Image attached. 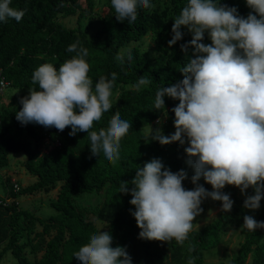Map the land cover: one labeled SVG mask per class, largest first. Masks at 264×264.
<instances>
[{
	"label": "trees",
	"instance_id": "1",
	"mask_svg": "<svg viewBox=\"0 0 264 264\" xmlns=\"http://www.w3.org/2000/svg\"><path fill=\"white\" fill-rule=\"evenodd\" d=\"M86 2L87 6L83 7L81 0H11L10 6L23 10L24 16L19 22L13 18L0 22V68L9 86L26 90L29 94V88H38L31 80L34 70L43 63H51L58 68L75 55L67 51L68 46L79 42L78 47L88 49L85 59L90 66L88 76L93 81V87L101 76L111 79V73L117 74L110 98L113 107L104 113L93 130L106 128L116 111L120 112L122 119L131 123V128L121 140L120 159L113 165L102 152L98 156L91 154L87 133L77 132L70 136V127L61 132L39 124H21L16 119V111L22 107L20 100L12 99L4 104L0 97V169L10 166L12 154L24 153L26 159L23 166L37 180L23 188L22 192L49 191L60 185L57 199L52 202L58 211L46 220L27 209H20L17 205L18 193L13 186L10 188V204L0 205V248L7 241L0 256L11 251L16 260L14 264H81L74 253L99 229L81 214L73 197L96 192L105 197L98 210V218L110 225L108 232L113 237L112 246H118L120 240L132 264H188L189 258H193L194 264H207L206 253L217 247L233 229L241 230V240L229 264H246L250 256L252 264H264V228L254 232L241 228L243 217L252 211H255L257 221H264V198L259 209L252 210L243 206L247 197L239 198L223 189V193L233 195L232 209L228 212L221 209L209 225L199 231H191L183 245L174 239L161 242L139 238L141 229L131 214L135 210L129 203L131 195L119 192L120 184L131 181L136 169L158 158L172 172L181 169L187 172L183 181L185 189L196 187L191 182L194 171L186 163L188 157L184 149L188 146L187 142L183 145L178 141L161 145L142 130L166 113L175 118L171 109L178 104V100L165 96V108L158 110L154 108V101L158 89L183 79L180 70L192 55L191 48L185 54L180 47L192 39L186 27L181 28V40L171 46L168 44L173 35V19L180 14L187 0H149L153 5L151 8L138 4L137 19L131 25L127 20L121 22L114 16L109 18L114 30L110 33L97 32L93 37L90 30L95 3L94 0ZM216 2L235 7L238 15L245 18L252 11L246 0ZM78 11L80 22L89 16L86 26L80 25L79 29L71 30L60 21V15ZM148 34H151L154 46L151 50H144L140 41ZM207 39L209 37L205 33L202 42ZM122 50H130L132 55L130 62L125 58L123 66L115 60ZM141 76L147 77L150 84L135 91L132 86ZM166 135L170 132L166 131ZM47 139L52 143L60 141L61 145L54 144L41 153L40 145ZM31 140L38 143L36 148L30 145ZM197 183L212 191V186L203 178ZM247 190V196L254 194L251 187ZM208 199H204L203 208ZM38 223H41V231L30 240H23L24 231L34 229ZM27 245L31 247L32 257ZM190 247L192 251H189Z\"/></svg>",
	"mask_w": 264,
	"mask_h": 264
},
{
	"label": "clouds",
	"instance_id": "2",
	"mask_svg": "<svg viewBox=\"0 0 264 264\" xmlns=\"http://www.w3.org/2000/svg\"><path fill=\"white\" fill-rule=\"evenodd\" d=\"M10 4L11 0H0V22L23 18L24 11ZM138 4L153 7L149 0H111L116 19L127 20L129 25L137 19ZM246 4L252 11L245 18L235 7L216 0H187L173 19L169 46L182 39L181 28L186 27L192 39L180 47L185 54L191 48L192 55L180 70L183 79L163 86L155 95L157 110L165 108V96L178 100L171 109L175 132L166 136L160 129H151L149 135L161 145L187 142L186 163L194 171L191 182L196 187L185 189L187 172H172L158 158L136 169L131 181H123L119 192L131 195L129 203L135 207L131 214L141 229V239H174L183 245L202 212L204 199L221 201L222 211L232 209L233 200L221 191L226 185L238 187L242 193L251 187L254 194L247 196L243 206L260 207L264 198V0H246ZM205 33L209 44L202 42ZM78 44L68 46L67 51L75 55L58 68L43 63L34 70L31 80L38 88H29V94L20 98L22 107L16 111V119L24 125L34 123L61 132L70 127V136L87 133L91 154L102 152L115 165L131 123L116 111L106 128H93L113 107L110 98L117 74L111 73V79L101 76L93 87L85 59L88 49ZM125 58L132 60L130 50L115 56L121 66ZM149 84L150 80L141 76L132 88L140 91ZM201 178L212 191L197 183ZM241 228L254 232L264 228V221L245 215ZM112 241L110 232L100 230L74 257L81 264H132L126 248L113 247ZM188 264H194L193 258Z\"/></svg>",
	"mask_w": 264,
	"mask_h": 264
},
{
	"label": "rangeland",
	"instance_id": "3",
	"mask_svg": "<svg viewBox=\"0 0 264 264\" xmlns=\"http://www.w3.org/2000/svg\"><path fill=\"white\" fill-rule=\"evenodd\" d=\"M95 7L93 10L92 22L90 35L93 37L97 32L110 33L114 30V24L111 19L115 16L114 9L109 0H94ZM83 7L87 6L86 0H81ZM80 11L75 14L60 15V21L63 22L71 30L79 29L80 25L86 26L89 22V16L85 17L81 22L78 20ZM141 42V46L144 50H151L154 46L151 34L144 37ZM211 43L210 38L207 39L205 44ZM28 95V91L17 89L8 86L5 93L2 95L1 99L4 104H8L12 99L20 100L21 97ZM174 117L166 113L161 118L152 122L151 124L145 126L142 130L143 132L150 136L149 133L151 129L153 132L155 130H162V134L166 135V131L170 132V135L175 132L174 128ZM167 136V135H166ZM30 145L32 148H36L38 143L36 140H31ZM54 143L49 139L44 140L41 143V153L48 151ZM24 153H16L11 155V164L6 168L0 169V199L6 198L10 188L14 185H18L20 190L15 191L17 195V205L20 209H27L34 214L38 215L42 219L46 220L50 215L57 213L58 209L52 206V202L57 199V193L59 186L53 188L49 191H42L38 193H24L22 189L26 186L33 185L36 182V177L32 176L23 166V162L26 159ZM223 190L225 192H233L239 198L247 197L248 190L246 189L243 193L240 188L226 185ZM104 195L101 193H80L73 197V200L81 212V214L88 219L91 223L98 227L99 231H108L110 225L98 218V210L104 201ZM233 200V195H230ZM201 203L202 212L195 218L193 222V230L199 231L202 228L209 225L219 214L222 209L221 201H215L209 198L204 204ZM251 216H255V211H252ZM41 223H38L36 227L32 230L24 231L23 240H30L31 237L35 236L38 231H41ZM192 230V231H193ZM27 235H30L27 237ZM241 240V230L233 229L231 234L225 237L222 242L215 248L209 250L206 253L207 264H229L232 257L237 253L239 249V242ZM7 241L4 242L0 248L3 250ZM29 256L32 257L31 247L27 245ZM118 246H122L120 240L118 241ZM15 258L13 257L11 251H6L3 256H0V264H14ZM246 264H252V258L249 257Z\"/></svg>",
	"mask_w": 264,
	"mask_h": 264
},
{
	"label": "built area",
	"instance_id": "4",
	"mask_svg": "<svg viewBox=\"0 0 264 264\" xmlns=\"http://www.w3.org/2000/svg\"><path fill=\"white\" fill-rule=\"evenodd\" d=\"M9 81L3 73L2 68H0V97L5 93V90L9 86ZM55 145H61L60 141L53 142ZM20 190L18 185H14V191ZM11 196L7 195L6 198L0 199V205L8 206L10 204Z\"/></svg>",
	"mask_w": 264,
	"mask_h": 264
}]
</instances>
